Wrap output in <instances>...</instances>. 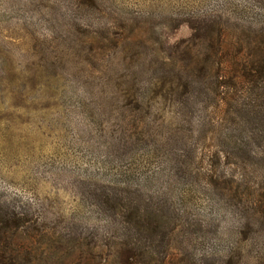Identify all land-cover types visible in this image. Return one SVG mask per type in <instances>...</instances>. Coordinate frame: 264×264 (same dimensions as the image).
<instances>
[{
	"label": "rangeland",
	"instance_id": "374dc122",
	"mask_svg": "<svg viewBox=\"0 0 264 264\" xmlns=\"http://www.w3.org/2000/svg\"><path fill=\"white\" fill-rule=\"evenodd\" d=\"M262 47L264 0H0V222L54 264H264V79L203 69Z\"/></svg>",
	"mask_w": 264,
	"mask_h": 264
},
{
	"label": "trees",
	"instance_id": "16d2710c",
	"mask_svg": "<svg viewBox=\"0 0 264 264\" xmlns=\"http://www.w3.org/2000/svg\"><path fill=\"white\" fill-rule=\"evenodd\" d=\"M229 43L227 35L220 30L217 38L218 54L226 52L229 49ZM257 56L258 57L251 62L241 59L237 62L227 63L225 60H222L218 61L215 65L205 64L203 65V69L204 72L208 70L213 71L211 75H213L215 83L217 87L219 86V88L222 86H227L226 89L235 88L237 85L247 80L252 81L255 85H257L259 84L258 81L260 79H264V53H257ZM190 84L191 83L189 81H184L182 79L176 81L175 77H164L158 81L157 85L161 86L158 89L159 93L157 91V94L158 96H162L164 98L169 97L171 93H177L180 96L188 97L191 93L189 87ZM126 95H128L129 101L124 105V107L127 110H132V112L145 110L143 97L139 95L137 90L134 91L131 88L129 93H126ZM158 169L161 168L159 167ZM212 179L216 181L215 177ZM237 190L238 189H236V192H238ZM258 200H260L262 204L253 208L255 211H261L264 213V191L260 193V198ZM141 211L145 213V211L141 208L140 210L139 208L136 210V218L138 219V222L142 220ZM122 214L124 217L122 220L128 223V225L132 224L134 221L133 217L127 212H123ZM112 215L115 216L117 213H112ZM30 227V221L20 217L16 211L7 215L6 219L0 222V264H54L52 260L54 256L53 248L47 245H44L43 247L39 243L40 239L42 237H46L48 234H46V231H42L37 227H34V230L38 233L30 236L32 237L31 240L34 238L36 239L37 243L35 244L34 241H28L29 239L23 236V232H25L26 229L28 231ZM127 228L130 229V226ZM134 228L136 229L137 227ZM126 252L125 264H133V254L129 249H126Z\"/></svg>",
	"mask_w": 264,
	"mask_h": 264
}]
</instances>
